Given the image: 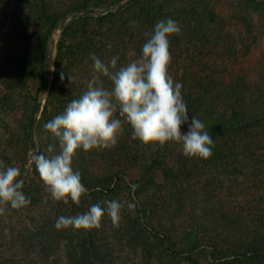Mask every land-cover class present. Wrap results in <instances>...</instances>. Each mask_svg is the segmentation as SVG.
<instances>
[{
  "label": "trees",
  "instance_id": "obj_1",
  "mask_svg": "<svg viewBox=\"0 0 264 264\" xmlns=\"http://www.w3.org/2000/svg\"><path fill=\"white\" fill-rule=\"evenodd\" d=\"M2 1L0 113L18 110L20 118L17 134L2 122L0 144L10 150L21 144V165L31 147L30 125L42 104L41 92L47 90L36 122L42 137L37 153L46 154L57 141L43 125L85 90L90 55L103 61L118 55V66L127 64L140 55L146 33L166 18L181 27L169 38V74L183 85L189 114L205 124L214 141L208 159L181 153L164 165L165 155L182 145L152 144L148 156L146 145L132 139L125 125L114 147L76 150L72 167L88 191L79 204L56 201L55 216L79 215L103 200L122 202L121 196L127 202L117 223L105 215L98 228L71 234L65 229L75 238L68 263L151 264L159 257L170 264H200L196 252L205 247L211 264H264V91L254 90L231 69L248 54L247 37L224 31L223 19L209 0H128L115 11L81 14L62 26L49 81V35L60 19L74 11L106 10L122 0ZM0 156L11 167V158ZM157 163L162 165L161 182L154 175ZM133 168L140 175L131 182L127 175ZM39 179L33 164L23 179L28 206L41 200ZM41 229L20 237L19 246L33 249ZM14 252L1 256L0 264H18L21 258Z\"/></svg>",
  "mask_w": 264,
  "mask_h": 264
},
{
  "label": "clouds",
  "instance_id": "obj_2",
  "mask_svg": "<svg viewBox=\"0 0 264 264\" xmlns=\"http://www.w3.org/2000/svg\"><path fill=\"white\" fill-rule=\"evenodd\" d=\"M180 32L179 23L172 18L159 20L152 32L146 33L140 55L127 64L118 66V55L107 61L90 55L91 75L85 90L43 125L57 144H49L46 154L31 155V163L53 200L79 204L88 189L81 174L73 170L74 153L78 149L87 152L114 147L125 125L131 129L132 139L142 144L175 142L182 145L186 156L211 157L214 141L205 124L189 114L183 85L168 71L169 38ZM19 176L15 167L0 169V204L20 209L31 203L22 191L24 181ZM123 207L119 200H103L82 214L57 217L55 228H98L105 215L117 223Z\"/></svg>",
  "mask_w": 264,
  "mask_h": 264
},
{
  "label": "rangeland",
  "instance_id": "obj_3",
  "mask_svg": "<svg viewBox=\"0 0 264 264\" xmlns=\"http://www.w3.org/2000/svg\"><path fill=\"white\" fill-rule=\"evenodd\" d=\"M103 1L104 4H108L112 0ZM120 2L110 6L108 9L119 5ZM4 4L6 3L0 0V7ZM209 4L212 5L214 10L220 17H222V23L225 25L224 31L232 32L235 37H241V35H243L244 37H247V42L251 43L248 54L240 58L238 63L231 65V69L235 74L244 76L245 80L249 83V86L254 90L264 91V0H209ZM94 10L104 11V8L101 7ZM64 17L65 15L60 21ZM72 18L73 17L69 18L64 24L68 23ZM61 28L53 29L49 35V49L51 50V54L48 56V68L50 71L49 81H51L53 77L54 58L62 30ZM2 92V88L0 87V93ZM46 95L47 90L42 91L40 94L42 104L33 130L35 149L30 147L27 153H25V159L22 165L20 164L21 161L17 154L22 152L21 144L15 146L16 149L13 150L0 144V154L5 153V155H8V157L11 158L9 165L17 169L21 165V170H23L21 176L22 180L32 170L33 164L31 163V155L37 153L39 149H41L42 137L36 131V122L41 116ZM19 118L20 112L18 110L10 114H7L6 112L0 113V138L5 132L2 122L9 123L14 128V133H18ZM146 148L148 150V156H150L149 151L152 148V144L146 145ZM181 153H183V148L182 146H179L168 156H166V154L164 165H171ZM161 166L162 165L157 163V168H155L154 172L155 178L158 182L162 181ZM7 167L8 164L4 162L3 157L0 156V169ZM139 175V169L133 168L128 171L127 176L131 182H134ZM38 182L41 185V200L38 201L36 205H27L20 209H12L7 204H0V257L5 256L10 251H15L14 253H19L18 256L21 258V260L18 261V264H69L67 261L68 253L71 251V246L74 245L73 241L75 240L70 234L71 232H74V230L69 228L70 234H66L65 229L57 230L55 228L56 219L59 217L58 215L55 216L57 214L55 209L56 201L51 198L41 179H39ZM121 198L123 199V204H126L127 200L123 198V196H121ZM41 228H44V231H40L38 234L39 237H37L36 240L34 239L33 249L30 248V250H27L25 247L19 246V243L21 242V239H19L20 237H23L30 232H35L37 229ZM46 231H48L49 236ZM62 235H66V238L61 237ZM208 252V249L205 247L197 250L196 256L200 264H211ZM151 264H170V262L158 257L156 260H153ZM179 264L188 263L180 261Z\"/></svg>",
  "mask_w": 264,
  "mask_h": 264
},
{
  "label": "water",
  "instance_id": "obj_4",
  "mask_svg": "<svg viewBox=\"0 0 264 264\" xmlns=\"http://www.w3.org/2000/svg\"><path fill=\"white\" fill-rule=\"evenodd\" d=\"M126 2H128V0H123L119 3V5L111 8V9H107L104 11H96L94 9H90V10H86V11H75L73 13H69L67 15H65V17L59 22L57 29H60L63 24L71 17L77 16V15H81V14H90V15H98V14H107L109 12L115 11L116 9H118L120 6H122L123 4H125ZM40 111V106L37 107L34 111V116L33 119L31 121V125H30V131H31V147L32 149H35V145H34V137H33V130H34V125H35V121L37 118V115Z\"/></svg>",
  "mask_w": 264,
  "mask_h": 264
}]
</instances>
